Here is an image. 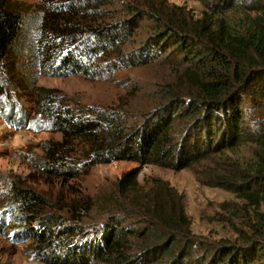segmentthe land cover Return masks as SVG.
Instances as JSON below:
<instances>
[{"label": "trees", "instance_id": "1", "mask_svg": "<svg viewBox=\"0 0 264 264\" xmlns=\"http://www.w3.org/2000/svg\"><path fill=\"white\" fill-rule=\"evenodd\" d=\"M13 1L0 0V68L22 21ZM196 1L198 14L167 0H38L41 74L155 72L146 90L128 76L118 80L144 96L137 105L78 107L56 89L35 88L33 111L61 136L43 143L37 169L57 171L72 153L85 171L120 160L192 168L202 183L264 209V0ZM59 173L76 176L73 167ZM137 175L124 171L99 212L72 201L67 215L40 210L39 196L15 184L2 215H16V236L28 237L31 256L44 264H264V210L246 239L213 241L199 262L191 256L200 237L182 195Z\"/></svg>", "mask_w": 264, "mask_h": 264}, {"label": "rangeland", "instance_id": "2", "mask_svg": "<svg viewBox=\"0 0 264 264\" xmlns=\"http://www.w3.org/2000/svg\"><path fill=\"white\" fill-rule=\"evenodd\" d=\"M137 1L143 0H117V5ZM167 1L184 5L195 14L201 10L196 0ZM12 4L20 10L22 21L11 53L0 68V264H44L31 256L28 237L16 236V215H2L11 197L12 185L28 188L37 194L43 202L38 207L46 212L67 215L68 204L72 201L81 204L93 202V211L99 212L106 196L114 191L115 181L124 171L132 168H137L141 184L148 186L156 179L167 181L182 195L191 231L200 237L201 242L192 253L193 259L202 260L207 247L214 246L213 241L226 239L241 242L252 233L256 224L255 215L264 209L261 207L255 211L253 206L247 207L232 192L202 183L192 168L173 170L120 160L94 164L85 171L80 166V153H72L66 155L57 171L37 169L34 162L42 153L43 143L59 140L61 136L48 130L33 111L35 88L56 89L78 107H116L123 101H132L133 105H137L144 102V96L138 94L133 97L132 92H126L118 80L128 76L135 82L144 83L143 90H146L154 79L155 69L151 66L135 67L116 72L113 77L94 80L78 75L41 74L34 50L42 15L38 0H14ZM69 160L73 163L69 164ZM68 167L75 168L76 176L59 173Z\"/></svg>", "mask_w": 264, "mask_h": 264}]
</instances>
